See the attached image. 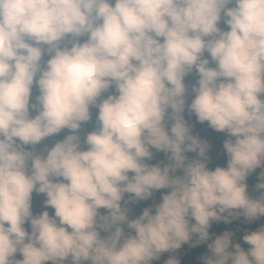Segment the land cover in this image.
Here are the masks:
<instances>
[{
    "label": "clouds",
    "instance_id": "clouds-1",
    "mask_svg": "<svg viewBox=\"0 0 264 264\" xmlns=\"http://www.w3.org/2000/svg\"><path fill=\"white\" fill-rule=\"evenodd\" d=\"M261 97L264 0H0V264H181L202 244L200 264H264V224L246 249L209 232L264 218ZM192 117L225 134V167Z\"/></svg>",
    "mask_w": 264,
    "mask_h": 264
},
{
    "label": "trees",
    "instance_id": "trees-1",
    "mask_svg": "<svg viewBox=\"0 0 264 264\" xmlns=\"http://www.w3.org/2000/svg\"><path fill=\"white\" fill-rule=\"evenodd\" d=\"M218 27H220L222 30H227V27L224 25L223 20L219 23ZM207 56V54H205ZM48 57L45 56V59ZM197 77L195 76V73L193 72L189 76L185 78V84L189 87L191 85L195 84ZM35 90L33 95H35ZM264 99V97H261ZM92 120H95L96 116V110L92 109ZM185 119L188 120V115L185 113ZM189 123L193 125V135L199 136L202 140H205L210 145V151H209V167L215 168L217 166L225 167L226 166V156L223 151V141L226 138L225 134L223 133H217L213 131L212 129L208 128L206 124L201 125L195 121V118L192 117L191 120H189ZM93 130V124L92 122H89L88 124H85L82 128L81 135L83 137L84 134H86L89 131ZM69 134L67 130H64L59 135L49 138L41 143V145L36 146V150L39 151L44 145H47L51 147L55 141L63 139L65 135ZM189 157H191L193 154L188 153ZM166 159L163 153H154V159L150 161L149 163L156 164V163H166ZM261 169H256L252 174L249 175V177L246 179V183L248 185V193L251 197L255 198L259 195V193L254 191L255 185L259 183L257 177L260 173ZM163 191V190H162ZM161 192H156L153 196V198L149 201H141L136 204H129V210H130V218L135 217L140 214L142 209L149 204L156 202L158 203L160 200ZM127 198V197H125ZM43 201L44 197L42 195H37L33 193V199H32V211L33 214H39L41 211L47 210L49 211L50 215L53 214L52 209H45L43 207ZM123 203V202H122ZM101 213H105L106 210L101 209ZM261 224H264V218H260L257 221L246 224L243 221V218H240L238 220L232 221L230 224H224L223 222L216 223L213 222L212 226L209 229L210 236L212 238H215V236L222 234L224 231H232L235 233V242L241 243V246L245 249L248 247L247 245H244L242 243V240L240 237L243 235L244 230H255L257 227H259ZM26 229H28V226L25 225ZM30 231V229H28ZM103 235V234H102ZM207 254V247L206 245L202 244L195 248H189L188 245H183L181 249L177 250L175 255L178 259H180L181 264H200V257ZM171 254L170 253H163L161 254V257L157 261H153V264H164V262L169 258ZM17 259H20L21 257L19 254L16 256ZM50 264V262H49ZM66 264H69V262H66Z\"/></svg>",
    "mask_w": 264,
    "mask_h": 264
}]
</instances>
